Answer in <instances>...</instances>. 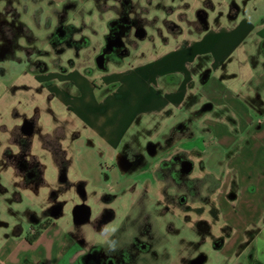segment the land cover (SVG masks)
<instances>
[{"label": "crops", "instance_id": "1", "mask_svg": "<svg viewBox=\"0 0 264 264\" xmlns=\"http://www.w3.org/2000/svg\"><path fill=\"white\" fill-rule=\"evenodd\" d=\"M246 18L222 29H204L198 37L186 38L139 62L116 63L115 69L109 74L107 71L98 75L96 80H93L95 75H85V70L80 73L75 66H71L75 73L68 74L67 78L48 80L49 99L58 100L66 107L72 120L63 116L62 110L51 106L46 109V114L52 118L51 124L43 126V116L37 112L32 114L37 117L34 130L40 127L46 134L62 129L61 145L69 163L60 173L56 157L47 150L46 157L55 164L57 180L54 186L49 190L44 185L27 188L23 194L34 192L38 195L43 202L42 211L53 202L51 196H43L48 191L63 194L73 189L76 192L74 184L78 179L73 180L71 176L74 157L65 143L67 130L74 131L78 137L83 128L116 152L123 145L128 146L125 156L132 160L137 155L143 156L144 139L139 142L142 132L155 127L160 132L168 126L170 131L165 132V138L171 140L169 148L146 160L147 165L135 173L136 180L144 186H159L162 183L155 181L153 171L162 160L175 155L188 158L184 163L185 172L195 181L200 180L204 189L200 193L209 195L204 201L190 200L186 204L190 214L185 212V217L194 220L193 226L199 225L208 232L202 239L206 238L211 254H204L201 264L208 263L214 253L221 255L222 261H217L220 264H242L241 259L245 260L244 264L257 261L264 264V86L261 82L264 72L256 70L254 75L256 67L261 71L260 66L264 64V9L254 20ZM252 34L255 41L250 39ZM237 50H244L247 59L244 65L252 76L230 71L228 63ZM7 86L1 87L0 81V96ZM199 116H202L200 120ZM192 123L200 124L204 133L197 136L190 132V136L181 138V133L192 128ZM153 140L149 136L146 148L155 152L159 140ZM33 154L44 164V178L48 181L45 161L40 154ZM67 180L71 186L64 189ZM195 189H198L196 183ZM80 202L74 201L76 226L89 221L92 214L88 209L90 205L87 207ZM64 210L65 207L61 215ZM87 213L88 219L75 221L85 218ZM58 216L55 214L48 220L51 224L35 242L29 243L26 236L16 241L24 249L21 255L15 244L0 251V264H76L84 252L78 247L76 233L79 228L69 235L68 229L57 224L55 217ZM254 226H261L262 231L249 235ZM231 241L236 243V249L228 245ZM90 242L94 240L91 238ZM71 247L76 248L71 250ZM227 247L233 252H224ZM157 250L159 257H167V250L162 251L161 244Z\"/></svg>", "mask_w": 264, "mask_h": 264}, {"label": "rangeland", "instance_id": "2", "mask_svg": "<svg viewBox=\"0 0 264 264\" xmlns=\"http://www.w3.org/2000/svg\"><path fill=\"white\" fill-rule=\"evenodd\" d=\"M263 9L264 0H0V75H3L0 81L1 87L8 85L4 95L0 96V123H6L0 124V251H4L9 244H15L17 253L21 255L24 249L18 246L16 241L21 236H26L31 229V222L38 219L42 223L40 209L43 202L34 192L23 194L24 189L44 185L49 190L57 180L54 168L56 162L54 164L45 153L49 149H55L52 144L60 140L62 129L58 130L57 134L55 130L45 136V130L37 127L35 131L33 129V133L27 134L30 135L27 137L29 144L24 150L27 153L23 152L22 155L35 153L42 156L48 169L46 173L49 180H46V183L31 182L24 176L18 167L21 153H18L15 144L22 135L19 127L21 119L34 112L43 116V126L51 124L52 118L46 114V109L51 106L62 110L63 116L71 118L67 108L59 104L58 100L49 99L48 80L54 78L59 81V78L74 74L71 66H75L78 72L85 70V75H95L93 80H96L98 75L107 71L109 74V71L115 69L116 63L127 65L135 60L139 62L148 56H156L165 47L170 48L186 38H196L209 27L222 29L236 25L246 16V19L254 20L255 15H259ZM238 12L240 13L235 15ZM114 20L121 24L119 29L122 32L124 47L116 49L115 54L107 59V67L104 70L99 66L98 56L110 31L111 21ZM60 24L66 32L62 40L56 39L55 36L53 38L51 34ZM83 37H86L89 43L77 44L80 40L84 41ZM251 38L255 41L256 37L252 34ZM239 53H242L240 57L237 56ZM243 53L244 50L235 52V57L228 63L229 69L233 73L239 72L241 76H252L244 65L247 59ZM249 60L251 63V58ZM224 67L227 68L228 65ZM63 68L69 70L65 71ZM257 68L254 75L256 70L257 73L264 72V64L260 66L261 71ZM261 79L264 86V75ZM97 82L101 83L99 79ZM200 117L202 116H199L198 120ZM192 124V128L181 133V138H187L190 132L197 136L204 133L200 124ZM81 131L82 134L77 137L74 131L67 130L65 143L74 157L72 179L89 180V203L94 207L93 196L102 190V186L116 177H122L127 170L129 174L132 173L128 164H125V160H128L125 156L128 146L123 145L116 152L97 136L83 128ZM169 131L170 128L165 126L160 132L158 127H155L141 133L139 142L144 139V145L141 147L144 146L142 152L145 162L156 153L159 156L166 152L171 140L165 138V132ZM134 132L136 130L131 132L127 140L132 138ZM149 136L154 138L153 142L159 140L157 147H154L155 152L146 148ZM48 138L50 140H47ZM50 141L51 144L48 143ZM4 151L6 159L3 158ZM223 162L219 164L222 165ZM190 181H194L193 185L196 183L197 195H190L184 189ZM180 188L181 194H186L189 202L193 198L204 201L209 197L200 193L204 191L200 180L195 181L189 175H182ZM48 193L43 196H56L54 191ZM60 196L65 200V213L55 219L59 226L68 229L69 235H72L77 232L73 214L74 201L79 200L80 196L73 189ZM186 211L189 215L190 210L185 204L171 206L170 210L158 212L151 219L155 238L160 240L161 250H167L168 254L167 257L157 258L149 253L146 256L147 264H188L189 257L199 253L211 254L209 243L205 241L206 238L202 239L208 232L199 225L193 226L194 220L185 217ZM37 215L39 216L36 217ZM259 230L261 226H254L249 235L257 234ZM76 234L78 237V232ZM165 243L168 246H165ZM160 244L156 243L155 246L160 248ZM235 244L232 241L228 243L229 246ZM224 252L233 251L227 247ZM220 260L222 261L221 255L214 253L205 264H220L217 262ZM241 262L244 264L245 260L241 259Z\"/></svg>", "mask_w": 264, "mask_h": 264}, {"label": "flooded vegetation", "instance_id": "3", "mask_svg": "<svg viewBox=\"0 0 264 264\" xmlns=\"http://www.w3.org/2000/svg\"><path fill=\"white\" fill-rule=\"evenodd\" d=\"M59 23L60 21H58ZM120 26L119 21H111L110 31L105 37V44L98 56V58L103 56L104 65L102 68L107 67L106 61L115 54L116 49L124 47ZM65 34V29L60 24L56 26L52 36L62 40L65 38ZM83 38L84 41L80 40L76 43L79 45L89 43L86 37ZM72 42L75 43V41ZM35 119H37L35 115L25 117L21 119L22 121L19 124L22 135L16 143L18 153H21L18 167H20L24 176L28 178V181H43L46 183L44 164L32 153L22 155L25 152L24 150H26L27 144H29V138L27 137L30 135L27 134L30 133L26 132V130L31 124L34 127ZM58 130L60 129H56V134ZM47 135L49 133L45 134V136ZM59 138L61 139V137ZM47 140L50 139L48 138ZM48 143L51 144V141ZM52 145L55 149L52 147L53 150H49L56 157L58 161L56 163L61 173L63 169H67L69 162L66 159L61 140L53 142ZM3 158L6 159L5 151ZM186 160L188 158L181 155L162 160L157 169L153 171L155 181L162 184L149 187L141 185L134 177L140 168H144L147 165L143 156L137 155L135 159H126L125 164H128L132 173L129 174L127 170L122 174V177H116L115 180L109 181L104 187L102 186V190L96 193L95 197L93 196L95 200L94 207L89 203V193L86 189L87 179H78L75 184L73 183L76 192L80 196L79 200L82 201L79 204L84 203L87 207L90 205L91 208L88 207V209L90 212L92 210L90 220L77 225L79 228L78 247H80L79 250L84 249V252L81 253L76 264H147L146 256L149 253L158 258L160 255L157 250L159 246L156 247L155 245L160 243V240L155 238L151 219L158 212L170 210L171 206L176 207L189 203L187 195L181 194L180 188L182 175H189L184 170ZM69 183L70 181L67 180L64 189L70 188L71 185ZM193 184L194 181H190L189 184L186 183L184 189L194 196L196 189ZM60 195L56 191V196L52 197L53 202L41 211L40 215L44 216L42 223L38 219L36 222H31V229L28 232L52 219L55 214L61 215L63 213L65 200ZM86 206H83V208H86ZM94 209L95 215L93 216ZM91 238L94 243L90 242ZM75 248L71 247V250H75ZM199 256L203 259L204 253L189 257L188 264H192Z\"/></svg>", "mask_w": 264, "mask_h": 264}, {"label": "trees", "instance_id": "4", "mask_svg": "<svg viewBox=\"0 0 264 264\" xmlns=\"http://www.w3.org/2000/svg\"><path fill=\"white\" fill-rule=\"evenodd\" d=\"M50 224H51V221H47V222L41 224L38 228L33 229L32 231L28 232V233L26 234V239H27V241H28L29 243H33V242H35V241L39 238V236L42 234V232H43L46 228H48V226H49ZM253 264H262V263H260V262L257 261V262H255V263H253Z\"/></svg>", "mask_w": 264, "mask_h": 264}, {"label": "water", "instance_id": "5", "mask_svg": "<svg viewBox=\"0 0 264 264\" xmlns=\"http://www.w3.org/2000/svg\"><path fill=\"white\" fill-rule=\"evenodd\" d=\"M139 34H142V33L139 32ZM98 63H99L100 66H103V65H104L103 57H99V58H98ZM33 129H34V127H33V125L31 124V125L27 128L26 132L31 133V132H33ZM187 170L190 171L191 168L189 167ZM88 215H89V213H87V216H86L85 218H83V219H78V218H76L75 221H76V222H82V221H85L86 219H88ZM76 216H77V214H76ZM203 259H204V258H203ZM203 259L199 256L198 258H196V259L192 262V264H201V263L203 262Z\"/></svg>", "mask_w": 264, "mask_h": 264}]
</instances>
